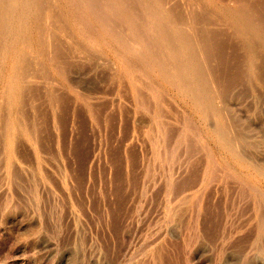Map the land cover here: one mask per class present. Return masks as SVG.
Returning a JSON list of instances; mask_svg holds the SVG:
<instances>
[{
	"label": "rangeland",
	"instance_id": "374dc122",
	"mask_svg": "<svg viewBox=\"0 0 264 264\" xmlns=\"http://www.w3.org/2000/svg\"><path fill=\"white\" fill-rule=\"evenodd\" d=\"M0 264H264V0H0Z\"/></svg>",
	"mask_w": 264,
	"mask_h": 264
},
{
	"label": "bare ground",
	"instance_id": "6f19581e",
	"mask_svg": "<svg viewBox=\"0 0 264 264\" xmlns=\"http://www.w3.org/2000/svg\"><path fill=\"white\" fill-rule=\"evenodd\" d=\"M242 1H243V0H242ZM104 3H105V2H104ZM248 3H249V2H248ZM162 4H163V3H162ZM243 4H245V3H243ZM155 8H156V7H155ZM109 10H110V9H109ZM154 10H155V9H154ZM92 12H93V11H92ZM159 12H160V11H159ZM138 14H139V13H138ZM43 15H44V14H43ZM101 15H103V14H101ZM118 16H119V15H118ZM103 17H104V16H103ZM131 17H132V16H131ZM53 18H54V17H53ZM118 18H119V17H118ZM164 18H165V17H164ZM210 19H211V18H210ZM215 19H216V18H215ZM44 20H45V19H44ZM173 20H174V19H173ZM178 20H180V18H179ZM181 20H182V19H181ZM130 21H131V20H130ZM46 22H47V20H46ZM155 22H156V20H155ZM157 22H158V25H160V24H159V21H157ZM157 22H156V23H157ZM161 22H163V21H160V23H161ZM182 22H183V20H182ZM182 22H181V23H182ZM209 22H210V21H209ZM50 23H51V22H50ZM168 23H169V22H168ZM178 23H179V22H178ZM41 24H42V23H41ZM43 25H44V24H43ZM43 25H42V26H43ZM54 27H55V26H54ZM62 28H63V27H62ZM108 29H109V28H108ZM108 29H107V30H108ZM162 29H163V28H162ZM117 30H118V29H117ZM163 30H164V29H163ZM166 30H167V29H166ZM46 31H48V30H46ZM164 31H165V30H164ZM165 32H166V31H165ZM169 32H170V31H169ZM169 32H167V33H169ZM176 32H177V31H176ZM141 33H142V32H141ZM174 33H175V32H174ZM44 34H45V33H44ZM138 34H139V33H138ZM116 35H117V34H116ZM181 35H182V32H181ZM66 36H67V35H66ZM176 36H177V38L181 41V44H182V46H183V47H179V49L181 50V49H183V48L185 47L186 44L182 41V36H179V33H176ZM188 36H189V35H188ZM166 37H167V36H166ZM169 37H170V36H169ZM184 37H185V36H184ZM46 38H47V37H46ZM130 39H131V38H130ZM191 39H192V37H191ZM170 40H171V39H170ZM133 41H134V40H133ZM173 41H174V40H173ZM40 42H41V41H40ZM176 42H177V41H176ZM188 43H189V42H188ZM127 44H129V43H127ZM145 44H146V43H145ZM192 44H193V42H192ZM175 45H176V44H175ZM179 45H180V44H179ZM177 46H178V45H177ZM186 46H187V45H186ZM132 47H133V46H132ZM134 47H135V46H134ZM192 47H193V46H192ZM81 48H82V47H81ZM153 49H154V48H153ZM173 49H174V48H173ZM148 50H149V48H148ZM157 50H158V49H157ZM175 50H178V48L175 49ZM175 50H174V51H175ZM151 52H152V51H151ZM155 53H157V52H155ZM177 53H178V52H177ZM193 53H194V52H193ZM139 54H140V53H139ZM168 60H169V59H168ZM177 63H178V62H177ZM156 64H157V63H156ZM168 64H169V63H168ZM158 65H159V64H158ZM160 66H161V64H160ZM160 66H159V67H160ZM179 66H180V65H179ZM185 66H188L186 62H185V64H184V67H185ZM180 67H181V66H180ZM162 68H163V67H162ZM169 68H170V67H169ZM29 69H30V68H29ZM192 70H193V68H192ZM181 71H182V70H181ZM175 72H176V71H175ZM30 75H32V74H30ZM30 75H29V76H30ZM169 77H170V76H169ZM30 79H31V78H30ZM34 79H35V78H34ZM28 80H29V78H28ZM28 80H27V81H28ZM29 83H30V82H29ZM192 90H193V89H192ZM3 98H4V97H3Z\"/></svg>",
	"mask_w": 264,
	"mask_h": 264
}]
</instances>
